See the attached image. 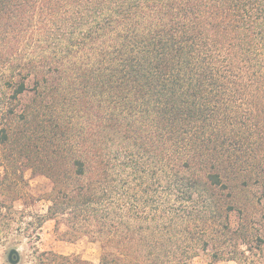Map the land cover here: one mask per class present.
<instances>
[{"label": "trees", "instance_id": "16d2710c", "mask_svg": "<svg viewBox=\"0 0 264 264\" xmlns=\"http://www.w3.org/2000/svg\"><path fill=\"white\" fill-rule=\"evenodd\" d=\"M0 90V189L48 178L39 227L102 249L32 264L251 262L264 0H0Z\"/></svg>", "mask_w": 264, "mask_h": 264}, {"label": "rangeland", "instance_id": "374dc122", "mask_svg": "<svg viewBox=\"0 0 264 264\" xmlns=\"http://www.w3.org/2000/svg\"><path fill=\"white\" fill-rule=\"evenodd\" d=\"M28 98V97H27ZM27 100H23L26 103ZM22 103V105H23ZM9 107L5 91L0 90V129L4 127L3 118ZM21 107V106H20ZM4 150L0 147V164L4 159ZM5 176V170L0 165V179ZM11 183L16 185L13 190L7 187L0 189V201L7 203L8 207L0 213V264H11L9 253L15 249L21 256L19 264H32L35 249L40 251H54L62 255H76L84 260L98 263L102 249L98 242L82 237L76 241L64 236L67 225L59 220L60 230H56L57 220H48L39 227V216L48 212L50 205L52 182L41 175L34 174L32 170H19L10 174ZM7 186V184H6ZM253 215L251 225L253 230L263 231L262 241L252 244L254 252L251 253V262L246 264H264V202L255 199L252 203ZM237 221V218H235ZM245 248V247H244ZM248 255L250 251L246 252ZM193 264H239L235 261H222L213 263L206 257L195 259ZM245 264V263H244Z\"/></svg>", "mask_w": 264, "mask_h": 264}, {"label": "water", "instance_id": "95a60500", "mask_svg": "<svg viewBox=\"0 0 264 264\" xmlns=\"http://www.w3.org/2000/svg\"><path fill=\"white\" fill-rule=\"evenodd\" d=\"M9 261L11 264H19L21 261V256L19 252L15 249L11 250L9 253Z\"/></svg>", "mask_w": 264, "mask_h": 264}]
</instances>
